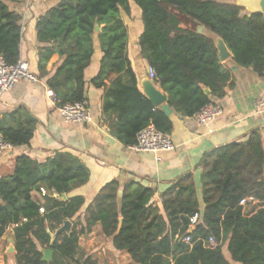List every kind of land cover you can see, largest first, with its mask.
<instances>
[{
	"label": "trees",
	"instance_id": "trees-1",
	"mask_svg": "<svg viewBox=\"0 0 264 264\" xmlns=\"http://www.w3.org/2000/svg\"><path fill=\"white\" fill-rule=\"evenodd\" d=\"M24 1L0 0V56L8 65L21 60L23 14L12 6ZM132 3L144 24L141 55L155 71L154 82L168 96V106L181 117H195L235 86L215 40L200 33V27L225 42L232 64L264 78V16L246 13L235 0H62L36 25L42 45L38 77L47 78L57 108L87 106L85 72L98 40L103 56L91 84L105 90L103 115L111 133L131 147L150 125L171 134V118L141 92L128 56L122 14L131 16ZM55 55L61 63L50 74L48 64ZM36 125L32 115L18 109L3 116L0 133L12 147L30 146ZM199 167L202 203L192 173L163 194V213L153 201V189L130 181L120 194V184L112 181L95 196L83 221L85 198L62 196L89 182L87 166L70 152H57L44 162L18 156L13 172L0 179V242L11 229L18 264H96L80 251L79 242L100 225L115 250L128 254L134 264H231L222 250L226 242L235 263L264 264V208L257 206L247 216L241 205L249 198L264 201L261 132L254 130L245 141L212 150ZM195 214L200 219L192 226ZM66 221L73 223L72 232L58 235L51 247V235ZM187 237L190 243L184 241ZM210 238L216 246L209 245ZM49 248L53 258L45 262L43 251Z\"/></svg>",
	"mask_w": 264,
	"mask_h": 264
},
{
	"label": "crops",
	"instance_id": "crops-1",
	"mask_svg": "<svg viewBox=\"0 0 264 264\" xmlns=\"http://www.w3.org/2000/svg\"><path fill=\"white\" fill-rule=\"evenodd\" d=\"M61 1L26 0L22 4L12 6L23 14L21 61L27 63L30 72L37 77L38 50L42 47L37 38V21ZM131 9V16L122 14L128 27V56L138 77L139 89L145 95L142 83L149 78L150 67L142 57L139 46L144 24L139 8L132 3ZM200 28L201 33L212 36L204 27ZM102 56L99 41L96 40L92 64L85 72L87 108L91 117L89 122L67 123L63 119L50 97L52 91L47 86V78L38 77L36 83L21 81L13 90L1 96L0 120L4 115L21 109L32 115L37 120V125L30 146L12 147L6 154L0 155V179L13 172L18 156L28 155L44 162L57 152H70L77 156L90 172L89 182L70 195H65L64 199L73 196L85 198L86 204L81 211L83 221L85 212L95 196L112 181L120 184V194L130 181H138L153 189V201L163 213V194L179 178L189 173L194 175L198 197L202 203V169L199 166L209 152L233 142L245 141L254 130L261 132L264 144V107H259V102H264V78L251 69L232 64L231 53V57L221 63L232 71L235 86L227 89L223 99L214 102L223 110L220 117L207 126H199L195 117L184 118L173 111L170 116L173 130L169 136L175 145L174 150L153 154L138 152L131 146H125L111 133L105 122V90L97 89L91 84V80L100 71ZM60 63L59 56H53L48 64V72L53 74ZM110 85L109 82L108 86ZM159 90L166 94L162 89ZM35 196L41 198L39 193ZM255 207V204L244 206V214L252 216L257 210ZM12 245L15 247L10 229L0 242V264H18L16 251L9 252ZM79 246L80 251L84 252L86 257H92L96 264H134L128 254L115 250L112 240L101 233L100 225H96L89 235L81 237ZM222 250L231 264H238L231 258L228 242Z\"/></svg>",
	"mask_w": 264,
	"mask_h": 264
},
{
	"label": "built area",
	"instance_id": "built-area-1",
	"mask_svg": "<svg viewBox=\"0 0 264 264\" xmlns=\"http://www.w3.org/2000/svg\"><path fill=\"white\" fill-rule=\"evenodd\" d=\"M149 78L154 81L156 74L153 69H149ZM38 77L32 74L27 63L19 61L15 65H8L0 56V98L3 94L13 90L21 81H28L31 83L38 82ZM50 97L57 106V99L53 92H50ZM259 107H264V102H259ZM59 113L67 123H84L89 122L91 117L88 113L86 104L66 105L58 108ZM223 114L221 107L211 104L195 116L196 122L199 126H207L213 123L218 117ZM12 149V146L6 142L0 133V155L6 154ZM138 152H148L158 154L160 152H170L175 149V145L168 134L158 131L155 126L150 125L138 134L137 144L132 147ZM47 192L42 189V195L45 196ZM247 204H255L264 208V201L256 200L255 198L244 199L241 202L242 206ZM44 213V210H41ZM200 215L195 214L191 218V225L194 226L199 222ZM190 243V238L184 240ZM209 245L216 246L213 238H210Z\"/></svg>",
	"mask_w": 264,
	"mask_h": 264
},
{
	"label": "water",
	"instance_id": "water-1",
	"mask_svg": "<svg viewBox=\"0 0 264 264\" xmlns=\"http://www.w3.org/2000/svg\"><path fill=\"white\" fill-rule=\"evenodd\" d=\"M235 3L237 6L243 8L248 14H261L264 16V0H235ZM96 30L99 31V27H97ZM199 32H202V28L199 29ZM211 37L215 40L221 62L227 61L231 57V53L227 45L221 38L214 35ZM142 88L145 96L150 100L154 108H161L169 117L172 115L173 110L167 104L168 96L162 93L150 78H147L146 81L142 83ZM205 92L210 94V90L208 89H205ZM62 199H66V196L63 195ZM121 226L122 220H120L119 230L121 229ZM72 229L73 223L71 221H66L60 229L51 235V247H53L55 239L58 235L62 233L70 234ZM192 229L193 228H191V231ZM15 251L16 249L12 245L9 252L14 253ZM53 254L54 251L52 248L45 249L43 251V261L50 262L53 258Z\"/></svg>",
	"mask_w": 264,
	"mask_h": 264
},
{
	"label": "rangeland",
	"instance_id": "rangeland-1",
	"mask_svg": "<svg viewBox=\"0 0 264 264\" xmlns=\"http://www.w3.org/2000/svg\"><path fill=\"white\" fill-rule=\"evenodd\" d=\"M232 1V0H231ZM85 243V242H84Z\"/></svg>",
	"mask_w": 264,
	"mask_h": 264
}]
</instances>
